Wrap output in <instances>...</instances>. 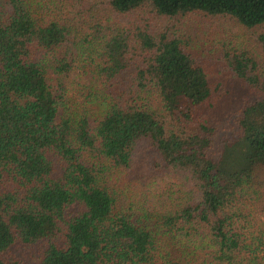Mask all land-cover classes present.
Segmentation results:
<instances>
[{"label": "trees", "instance_id": "trees-1", "mask_svg": "<svg viewBox=\"0 0 264 264\" xmlns=\"http://www.w3.org/2000/svg\"><path fill=\"white\" fill-rule=\"evenodd\" d=\"M195 13L264 0H0V264H264V61L224 52L252 97L220 137L222 81L158 23Z\"/></svg>", "mask_w": 264, "mask_h": 264}, {"label": "rangeland", "instance_id": "rangeland-1", "mask_svg": "<svg viewBox=\"0 0 264 264\" xmlns=\"http://www.w3.org/2000/svg\"><path fill=\"white\" fill-rule=\"evenodd\" d=\"M84 2L97 8V4H100L101 0H84ZM220 19L195 13L179 19L161 20L158 23L165 24L167 29L179 27L184 33L183 41L186 42L188 49H191L200 59L211 77L222 81L223 87L207 112L215 122L221 137L232 132L236 108L246 99L252 97L249 89L243 87L242 82L232 75L224 52H232L235 51L234 49L243 50L244 55H253L258 60L264 61V55L257 43L258 35L264 33V25L243 29L224 19L225 24H223ZM136 156L139 169L137 171H143L146 156L140 149L137 150ZM259 179L264 181V170L259 174ZM255 210V217L264 222V207L260 210L257 205ZM25 257L27 258V256Z\"/></svg>", "mask_w": 264, "mask_h": 264}]
</instances>
